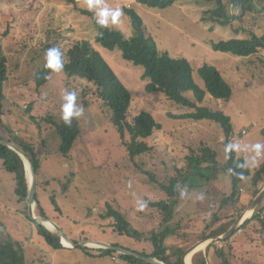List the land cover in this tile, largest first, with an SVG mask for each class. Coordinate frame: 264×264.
I'll list each match as a JSON object with an SVG mask.
<instances>
[{
  "label": "rangeland",
  "instance_id": "374dc122",
  "mask_svg": "<svg viewBox=\"0 0 264 264\" xmlns=\"http://www.w3.org/2000/svg\"><path fill=\"white\" fill-rule=\"evenodd\" d=\"M255 2L261 9L258 0ZM104 3L110 8L122 9L119 23L109 24V27L121 31L127 39L132 37L133 29L125 9H134L161 52L190 61L194 78L201 87H204V83L197 72L199 67L210 64L221 72L232 86V97L224 101L208 95L203 106L221 110L230 117L232 149L245 158L252 171L259 169L264 163V149L257 156L251 146L257 143L264 145V60L254 59L255 56L239 57L218 52L213 50L211 43L237 37V28L244 30L238 35L239 38H246L251 33L264 35V12L248 13L242 23L222 27L203 21L204 12L212 8L211 4L205 2L180 1L166 9L151 8L137 0H104ZM79 8L88 10L85 0H81ZM229 9H232L231 6ZM235 12L239 14L240 11ZM56 33L70 38L64 43L79 39L90 41L107 60L132 95L129 121L145 111L151 113L161 125V131L147 140L154 147L150 154L136 158L128 155L120 134L109 116L102 111L100 102L91 92L84 98L83 88L87 82L56 72L51 75L48 84L37 90L34 77L46 61L43 46L57 36ZM0 48L7 57L9 67L5 99L0 105V137L8 138V130H13V142L19 140L34 146L42 160L37 193L48 216L72 239L89 238L90 241L86 243L96 246L90 245L88 248L92 250L88 251L82 248L52 249L37 234L35 224L27 219L25 212L29 210L28 204L20 202L16 196L15 176L4 169L1 158L0 234L7 233L22 242L29 262L34 264H127L118 255L113 256L116 260L110 256H100L96 250L106 248L98 247L93 242L117 243L151 252L149 243L119 235L110 227L111 220H103L101 216L106 213L108 205L120 207L129 212L130 222L139 231L147 235L153 230L160 231L164 215L157 208L149 207L146 200H166L167 195L150 182L146 173L165 182L176 173V168L185 170L186 157L201 144L211 146L218 152L219 161L225 162L227 157L222 127L209 120L180 118L191 110L171 101L163 93L147 92L144 69L124 60L118 49L110 50L99 44L92 18L82 15L75 5L64 0H0ZM66 91L77 92L76 103L83 108L81 116L73 117L79 122L80 135L69 157L60 152L61 138L46 121V117L52 116L61 122L62 96ZM186 96L193 99V93ZM31 103L33 109L28 114L25 108ZM31 115L36 117L35 121ZM244 130L247 135L240 144ZM214 179L216 181L209 184L191 178L188 185L182 187L179 212L172 224L181 223L183 228L169 239L170 247L184 245L187 252L194 246L203 245L205 240L201 239V234L210 223V210L216 203L214 197L210 200L208 190L212 188L216 191L225 186L218 175H214ZM243 194L247 207L241 214L251 211L249 208L254 200L251 201L246 191ZM235 231L224 239L206 241L224 250L232 264H264V235L256 222L239 230L236 235ZM207 246L198 252H206ZM213 257L216 258L214 249L210 258Z\"/></svg>",
  "mask_w": 264,
  "mask_h": 264
},
{
  "label": "trees",
  "instance_id": "16d2710c",
  "mask_svg": "<svg viewBox=\"0 0 264 264\" xmlns=\"http://www.w3.org/2000/svg\"><path fill=\"white\" fill-rule=\"evenodd\" d=\"M64 1L75 5L82 15L92 18L96 30V41L99 44L110 50L118 49L124 60L144 69L143 79L146 81L145 89L147 92L163 93L171 101L191 110V112L181 115L180 118L196 121L209 120L219 124L224 131V145L227 157L225 162L219 161L218 152L215 149L207 144H201L199 148L192 149L186 157L185 170L176 168V173L165 182L159 180L151 173H146L150 178V182L167 195L166 200H159L157 202L150 199L146 200L149 207L157 208L164 215L162 221L163 228L160 231H150V235L139 231L130 222L129 212L120 207L115 208L116 206L108 205L106 213L101 216L103 220H111L110 227L119 235L133 238L137 242H147L152 246V250L151 252L139 251L113 243L111 244L113 247L122 248L132 252L134 255L119 253L114 249H98L96 251L100 253V256H110L116 260L113 256L118 255L119 259L127 264H151L135 255L137 254L142 257L154 258L165 264H181L187 247L179 244L175 245L174 248L170 247L169 239L177 235L181 228H183V224H172V222L179 212V196L182 187H186L191 178L210 184L216 181L214 175H218L222 182L225 183V186L220 190L213 191L212 188L208 190L210 200L214 197L216 203L210 210V223L207 224L203 234H201V239L203 240L219 238L229 232L237 221L238 216L247 207V204L243 201V191L247 192V196L252 201L264 188V163L259 169L252 171L245 158L237 155L230 145L232 134L230 117L221 110H214L208 106H203L208 95L218 100H229L233 94L232 86L226 81L221 72L210 64H204L198 68L197 72L204 83V87L198 85L194 78V68L190 61L185 58H173L168 52H161L154 38L147 34L143 19L134 9H125L133 29L132 37L127 39L119 30L112 29L109 26L105 28L98 25L93 12L79 8L81 0ZM137 1L155 9H166L180 1H195L198 4L205 2L211 4L212 8L204 12L203 21H210L213 25L222 27L233 26L236 22L242 23L243 18L248 13L264 12V0H258L262 5L261 9L258 8L255 0H229V2L225 0ZM229 6L232 8L231 10ZM235 11L240 12L238 14ZM211 30H213V27ZM242 32H244L243 29L237 28L235 29L237 37L220 42H212L211 46L213 50L230 53L239 57H256L264 50V35L258 36L251 33L246 38H239L238 35ZM49 39H51V36H49ZM66 40L68 41L70 38L58 34L44 44L43 51L46 53L50 48H59L64 64L63 69L59 72H63L69 78H76L82 82H87V86L83 88L84 98L91 92V95L100 102L102 111L109 116L111 123L120 134L122 145L125 146L131 158L150 154L154 150V147L149 145L147 140L153 137L157 131H161V125L151 113L145 111L134 117L132 121H129L128 112L133 100L132 95L121 82L111 65L95 49L90 41L79 39L70 43H64ZM257 59L263 60L262 58ZM46 63L47 60L43 68L34 77L37 90L48 84L51 75L56 73V71L46 68ZM8 78V60L4 55L3 49L0 48V105L5 99V85ZM187 93H193V99L188 98L186 96ZM84 103L87 105L86 100H84ZM32 109V103L25 108L28 114L31 113ZM31 119L35 121L36 117L31 115ZM46 121L54 127L61 138L60 152L64 156L69 157L74 143L80 135L79 122L72 117L70 123L66 124L63 120L61 122L56 121V118L52 116L46 117ZM12 131L8 130L9 137L6 139L0 137V140L9 141L21 148L32 161L38 178L42 168L41 158L35 152L32 144L19 140L13 142ZM246 135L247 131L244 136ZM244 136H241L240 139L243 140ZM240 144H243V142ZM0 158L3 160L4 169L15 176L16 196L20 202L26 203L29 180L24 161L14 150L2 144H0ZM39 185L40 183H38ZM53 197H51L52 203H54ZM35 201L36 216L53 221L48 216L38 193ZM56 209L59 210L58 208ZM232 209L233 211H230ZM25 213L27 219L33 222L29 217V211ZM254 222L259 226L260 233L264 235V199L257 206L252 216L247 218L242 226L235 231L234 235L239 230L250 227ZM34 224L37 234L52 249H72V247L63 246L58 233L49 230L43 225ZM0 225H2L1 221ZM69 238L75 244L90 241L89 238L82 240L72 239L70 236ZM82 249L86 251L92 250L88 247ZM212 249L215 251L216 258L213 257L211 259ZM0 264L34 263L29 262L25 246L22 242L14 239L7 233H2L0 234ZM192 264L232 263L224 250H219L215 243H211L207 246L206 252L201 251L193 256Z\"/></svg>",
  "mask_w": 264,
  "mask_h": 264
},
{
  "label": "water",
  "instance_id": "95a60500",
  "mask_svg": "<svg viewBox=\"0 0 264 264\" xmlns=\"http://www.w3.org/2000/svg\"><path fill=\"white\" fill-rule=\"evenodd\" d=\"M0 144L7 146L8 148L14 150L24 161V165H25V169H26V173H27V166H26V162L29 164V168H30V174H31V179L29 180V190H28V198H27V204H28V208H29V217L30 219L37 224L43 225L46 227L45 223L49 222L52 224L54 231L56 233H58L61 237L62 240V244L65 247H68L66 245H64V240H66L68 243H70V245L72 246V248H85V247H90L89 243L86 242H81L79 244H75L70 238L69 236L66 234V232L55 222L48 220L47 218L44 217H38L35 214V203H36V195H37V190H38V182H37V174L36 171L34 169V166L32 164V161L30 160V158L28 157V155L19 147H17L16 145H14L13 143L9 142V141H4V140H0ZM27 177H28V173H27ZM264 199V188L262 189V191L258 194V196L252 201L251 206L249 208V210L254 211L257 206L262 202V200ZM245 215V212L242 213L239 218L237 219V221L235 222V224L232 226V228L229 230V232L227 234H225L224 237H220L218 239H224L225 237H228L229 235H231L236 228H238V226L240 224H242L245 219H243ZM47 228V227H46ZM94 244H97L98 247H102V248H106V249H114L119 253H124V254H133L132 252H129L127 250H124L122 248H117V247H113L110 244L107 243H103V242H93ZM211 243V242H210ZM210 243H208L206 240L203 241L202 244L205 245H209ZM201 245V244H200ZM194 246L193 248L189 249L182 257L181 260V264H187V260H188V256L193 252L196 253L199 250L198 246ZM134 255V254H133ZM136 256H139L141 258H143L145 261L151 263V264H165L163 262H160L154 258H147V257H142L140 255L135 254ZM190 262L192 264V258L190 259Z\"/></svg>",
  "mask_w": 264,
  "mask_h": 264
},
{
  "label": "clouds",
  "instance_id": "9594fccd",
  "mask_svg": "<svg viewBox=\"0 0 264 264\" xmlns=\"http://www.w3.org/2000/svg\"><path fill=\"white\" fill-rule=\"evenodd\" d=\"M85 6L88 10L94 11L96 23L105 28L108 27L109 24H118L120 17L123 15L121 8H110L104 3V0H85ZM61 55L59 48L53 47L48 49L46 52L47 63L45 67L56 72L61 71L64 67ZM62 100L61 118L66 124L70 123L72 117H79L83 114V108L76 103L77 92L66 91L62 96ZM251 148L256 152V155L259 156L261 155V150L264 149V145L257 143L252 145Z\"/></svg>",
  "mask_w": 264,
  "mask_h": 264
},
{
  "label": "bare ground",
  "instance_id": "6f19581e",
  "mask_svg": "<svg viewBox=\"0 0 264 264\" xmlns=\"http://www.w3.org/2000/svg\"><path fill=\"white\" fill-rule=\"evenodd\" d=\"M26 166H27L28 179L30 180V179H31V174H30L29 164H28L27 162H26ZM250 214H251V211H247V212L245 213L243 219L249 217ZM45 225H46V227H47L49 230H51V231L54 230V228H53V226H52L51 223L47 222V223H45ZM63 242H64V245H66V246H68V247H72V246L70 245V243H68L66 240H64ZM90 245H93V244L90 243ZM93 246H96V245H93ZM204 246H205V244L201 245L197 250H200V249L203 248ZM192 256H193V252L188 256L187 264H191L190 259L192 258Z\"/></svg>",
  "mask_w": 264,
  "mask_h": 264
},
{
  "label": "crops",
  "instance_id": "0c3cea01",
  "mask_svg": "<svg viewBox=\"0 0 264 264\" xmlns=\"http://www.w3.org/2000/svg\"><path fill=\"white\" fill-rule=\"evenodd\" d=\"M256 58H259V59H263L264 60V53L263 52H261L259 55H257L254 59H256ZM260 61V60H259Z\"/></svg>",
  "mask_w": 264,
  "mask_h": 264
},
{
  "label": "built area",
  "instance_id": "2783aa9c",
  "mask_svg": "<svg viewBox=\"0 0 264 264\" xmlns=\"http://www.w3.org/2000/svg\"><path fill=\"white\" fill-rule=\"evenodd\" d=\"M246 134V131H244L243 133H242V136H244ZM243 142V140L242 139H240L239 140V143H242Z\"/></svg>",
  "mask_w": 264,
  "mask_h": 264
}]
</instances>
